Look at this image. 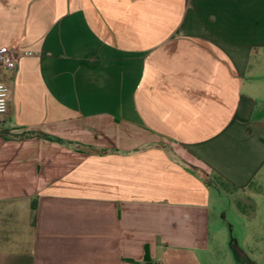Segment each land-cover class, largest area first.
<instances>
[{"label":"crops","instance_id":"crops-1","mask_svg":"<svg viewBox=\"0 0 264 264\" xmlns=\"http://www.w3.org/2000/svg\"><path fill=\"white\" fill-rule=\"evenodd\" d=\"M1 47L0 130L55 140L0 136V264L209 251L213 188L264 170V0H0Z\"/></svg>","mask_w":264,"mask_h":264},{"label":"rangeland","instance_id":"rangeland-1","mask_svg":"<svg viewBox=\"0 0 264 264\" xmlns=\"http://www.w3.org/2000/svg\"><path fill=\"white\" fill-rule=\"evenodd\" d=\"M256 113L264 115V83L257 84ZM9 135H20L10 129ZM217 187V188H216ZM213 188L211 244L208 252L178 259L170 255L168 264H241L234 249L250 264H264V170L246 193L229 187Z\"/></svg>","mask_w":264,"mask_h":264},{"label":"built area","instance_id":"built-area-1","mask_svg":"<svg viewBox=\"0 0 264 264\" xmlns=\"http://www.w3.org/2000/svg\"><path fill=\"white\" fill-rule=\"evenodd\" d=\"M32 56V52L24 53ZM23 55V56H24ZM22 55L9 47L0 48V69L15 72L18 69ZM10 101V87L0 79V117L8 113Z\"/></svg>","mask_w":264,"mask_h":264},{"label":"trees","instance_id":"trees-1","mask_svg":"<svg viewBox=\"0 0 264 264\" xmlns=\"http://www.w3.org/2000/svg\"><path fill=\"white\" fill-rule=\"evenodd\" d=\"M9 134H10L9 130H0V136L4 137L5 139H24V138H32V137H35V136H44L45 138H47L49 140H55L54 138H51V137H49L46 134L38 133V132H34V131H27V132H24V133H22L20 135H9ZM56 140L59 141V142H62L61 139H56ZM33 210L36 211L35 204H33ZM234 254L236 256L237 261L240 262L241 264H250L248 262H245V257L246 256L242 255V253H239L235 249H234ZM144 263L145 264H157L151 259V257L149 256L148 253H146Z\"/></svg>","mask_w":264,"mask_h":264}]
</instances>
